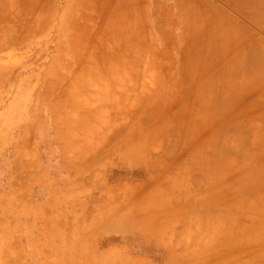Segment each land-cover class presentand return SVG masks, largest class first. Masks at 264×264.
<instances>
[{"label":"rangeland","instance_id":"obj_1","mask_svg":"<svg viewBox=\"0 0 264 264\" xmlns=\"http://www.w3.org/2000/svg\"><path fill=\"white\" fill-rule=\"evenodd\" d=\"M141 3L148 49L128 0H0V264H264L256 98L179 114L175 2Z\"/></svg>","mask_w":264,"mask_h":264},{"label":"crops","instance_id":"obj_2","mask_svg":"<svg viewBox=\"0 0 264 264\" xmlns=\"http://www.w3.org/2000/svg\"><path fill=\"white\" fill-rule=\"evenodd\" d=\"M174 2L180 20L178 32L183 37V73L190 75L193 84L197 75L201 76V83L207 84V87L200 84L199 88L191 84V92L186 95L184 104L181 106L177 101V112L186 116L189 111L186 102L191 96H194L193 100H206L208 105L212 101L215 103L214 94L217 95L218 90L214 87L224 83L225 97L236 95L240 103H245V97L256 98L258 118L264 116V0ZM126 10L130 31L139 34L134 48L148 49L154 44V35L148 28L147 7L141 0H128ZM144 34L145 44L142 40ZM162 64L161 61L160 66ZM159 78L164 80L162 73ZM238 88L241 92L236 94ZM261 125L264 127V119L258 121V126ZM204 128L212 129L208 126ZM258 143L264 144L263 139H259ZM259 229L264 234V224Z\"/></svg>","mask_w":264,"mask_h":264},{"label":"bare ground","instance_id":"obj_3","mask_svg":"<svg viewBox=\"0 0 264 264\" xmlns=\"http://www.w3.org/2000/svg\"><path fill=\"white\" fill-rule=\"evenodd\" d=\"M134 21H136L135 19H134ZM143 23V22H142ZM135 24V23H134ZM137 24H138V22H137ZM134 26V25H133ZM140 25H138V27H139ZM136 27V26H135ZM134 27V28H135ZM134 33H136V32H134ZM137 34V33H136ZM141 34V33H140ZM143 34V33H142ZM135 35V34H134ZM136 36V35H135ZM131 40V39H130ZM129 42V41H128ZM144 45V44H143ZM240 244L242 245V243L240 242ZM264 255V254H263ZM222 257V256H221ZM237 257V256H236ZM226 259V258H225ZM241 263V262H240ZM250 263H252V264H254V261H251Z\"/></svg>","mask_w":264,"mask_h":264}]
</instances>
